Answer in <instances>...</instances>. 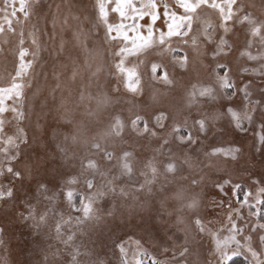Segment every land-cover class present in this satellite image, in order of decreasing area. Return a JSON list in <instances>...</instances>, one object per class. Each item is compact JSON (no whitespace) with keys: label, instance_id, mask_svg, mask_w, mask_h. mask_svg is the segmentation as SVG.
<instances>
[{"label":"snow or ice","instance_id":"obj_1","mask_svg":"<svg viewBox=\"0 0 264 264\" xmlns=\"http://www.w3.org/2000/svg\"><path fill=\"white\" fill-rule=\"evenodd\" d=\"M0 264H264V0H0Z\"/></svg>","mask_w":264,"mask_h":264},{"label":"rangeland","instance_id":"obj_2","mask_svg":"<svg viewBox=\"0 0 264 264\" xmlns=\"http://www.w3.org/2000/svg\"><path fill=\"white\" fill-rule=\"evenodd\" d=\"M242 198V197H241ZM233 202H235L234 200H233ZM245 214H246V210H245Z\"/></svg>","mask_w":264,"mask_h":264}]
</instances>
